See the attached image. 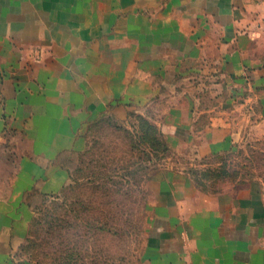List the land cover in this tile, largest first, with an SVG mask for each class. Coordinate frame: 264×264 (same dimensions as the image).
<instances>
[{
    "label": "crops",
    "instance_id": "1",
    "mask_svg": "<svg viewBox=\"0 0 264 264\" xmlns=\"http://www.w3.org/2000/svg\"><path fill=\"white\" fill-rule=\"evenodd\" d=\"M0 82V131L42 147L71 148L82 126L161 105L153 119L169 120V141L198 137L195 151L218 152L228 133L219 114L206 128L195 124L205 114L199 94L244 87L246 105L257 100L264 116V0H0ZM27 167L16 179L36 182ZM161 183L171 202L156 211L150 264H264L256 193L200 197L178 173ZM5 193L0 264H20L12 255L19 203Z\"/></svg>",
    "mask_w": 264,
    "mask_h": 264
},
{
    "label": "rangeland",
    "instance_id": "2",
    "mask_svg": "<svg viewBox=\"0 0 264 264\" xmlns=\"http://www.w3.org/2000/svg\"><path fill=\"white\" fill-rule=\"evenodd\" d=\"M234 90L216 96L214 88H203L199 94L205 114L195 124L206 128L219 114L217 123L228 133L230 142L218 152L195 151L198 137L192 146L169 141V120L162 125L153 119L161 105L146 114L131 109L123 121L104 118L82 126L79 143L61 151L11 128L0 131V194L5 190L2 197L19 203L13 205L19 212L13 219L22 221L12 252L16 261L150 264L148 239L156 211L171 202L161 181L177 173L192 179L200 197L248 191L264 203L263 111L257 100L246 105V88ZM4 106L0 86L5 121ZM26 164L36 182L16 179Z\"/></svg>",
    "mask_w": 264,
    "mask_h": 264
}]
</instances>
